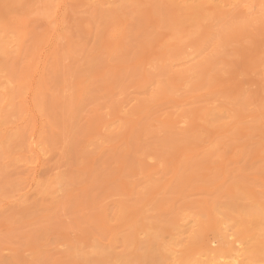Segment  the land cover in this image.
<instances>
[{
  "label": "rangeland",
  "instance_id": "374dc122",
  "mask_svg": "<svg viewBox=\"0 0 264 264\" xmlns=\"http://www.w3.org/2000/svg\"><path fill=\"white\" fill-rule=\"evenodd\" d=\"M0 3V264H264V0Z\"/></svg>",
  "mask_w": 264,
  "mask_h": 264
},
{
  "label": "bare ground",
  "instance_id": "6f19581e",
  "mask_svg": "<svg viewBox=\"0 0 264 264\" xmlns=\"http://www.w3.org/2000/svg\"><path fill=\"white\" fill-rule=\"evenodd\" d=\"M45 1H47V0H44V2ZM49 1V0H48ZM53 1V0H52ZM4 2V1H3ZM17 3H19L18 1H17ZM48 3V2H47ZM50 3H52L51 1H50ZM46 4V3H45ZM17 6V5H16ZM50 6V5H49ZM8 7V6H7ZM46 7V6H45ZM50 10V9H49ZM12 11V10H11ZM9 10H8V8H6L5 6H3L1 3H0V23L3 25V24H5V21H6V18L9 16L10 17V15H9ZM11 14V13H10ZM13 15V14H12ZM11 15V16H12ZM10 19V18H9ZM1 25V26H2ZM0 26V27H1ZM4 27V26H3ZM2 27V28H3ZM241 211V210H240ZM249 212V211H248ZM253 212V211H252ZM255 210H254V214H255ZM258 212V211H257ZM260 213V212H259ZM249 214V213H248ZM244 215V214H243ZM252 215V214H251ZM261 215H263V214H261ZM243 218H245V217H243ZM242 216H241V221H242ZM245 219H247V218H245ZM215 220V219H214ZM223 220V219H222ZM227 220V219H226ZM225 219L223 220V221H226ZM244 220V219H243ZM251 220V219H250ZM263 220V219H262ZM219 222H220V226H219V228L217 227V229H218V238H219V241H220V245L217 247L216 246V248H213L209 243H206V244H204L203 246H202V248H198L197 247V250H198V252H196V251H193L194 249L196 250V248H194V249H192V252H190L189 254H191V253H193L194 254V256H196L197 255V257H193V255H192V258L193 259H191V260H189V262H188V264H242V259H241V255H239V254H241V252L240 253H238V249H236L234 246H233V242L231 241V236H232V233H231V235H229L230 233L228 232V230L227 231H225V229L224 228H222V227H224L223 225L221 226V224H223V223H225V222H223V223H221V221L219 220ZM247 222H249V221H247ZM253 222H255V225L257 226L255 229H257V230H262L261 229V224H263L262 223V221H261V217H260V214H259V216L258 215H256V217L254 218V221ZM202 223V222H201ZM216 223V222H215ZM217 223H218V221H217ZM227 223V222H226ZM251 223H252V221H251ZM197 224V223H196ZM203 224H205V225H202V226H204L203 228L205 229V226L207 225V223H204L203 222ZM245 224H246V222H245ZM248 224V223H247ZM225 225V224H224ZM242 225V224H241ZM200 226H201V224H200ZM200 226H199V229H200ZM251 226H253L252 224H251ZM208 227V226H207ZM215 228H216V226H215ZM214 227H213V229L214 230H216ZM262 228H264V226L262 227ZM202 229V228H201ZM195 230H197V229H195ZM147 231V230H146ZM201 230H199V232H200ZM240 231V230H239ZM151 232V231H150ZM150 232H149V234H150ZM155 232V231H154ZM206 232V231H205ZM208 232V231H207ZM225 232L227 233H229V234H225ZM242 233V232H241ZM154 234V233H153ZM197 234H199V233H197ZM202 234V233H201ZM201 234H199V235H201ZM256 235V234H255ZM161 236V235H160ZM193 237V236H192ZM195 237V236H194ZM204 237H205V235H204ZM148 238V237H147ZM196 238V237H195ZM197 238L199 239V241H200V238L197 236ZM192 240H193V238H191ZM172 240V239H171ZM194 240H197V239H194ZM233 240V239H232ZM152 241V240H151ZM191 241V240H190ZM240 241V240H239ZM239 241H235L236 243H238ZM158 242V241H157ZM195 242V241H194ZM208 242V241H207ZM160 243H161V241H160ZM172 243V242H171ZM196 244H199L198 242H195ZM169 245H170V243H168ZM191 244V243H190ZM213 244V243H212ZM189 245V244H188ZM187 245V246H188ZM193 245V244H192ZM200 245V244H199ZM155 246V245H154ZM159 246V245H158ZM157 246V247H158ZM148 247V246H147ZM156 247V248H157ZM160 247V246H159ZM173 247V246H172ZM176 247V246H175ZM193 247H194V245H193ZM196 247V246H195ZM201 247V246H200ZM155 248V249H156ZM188 248H190V245L188 246ZM187 248V249H188ZM238 248V247H237ZM164 249H166V248H164ZM187 249H186V251H187ZM191 249V248H190ZM152 250H154V249H152ZM159 250L161 251V249L159 248ZM171 250V249H170ZM169 250V251H170ZM157 250H155V252H156ZM186 251L184 250V253L185 254H183L184 256L185 255H188V253H186ZM189 251H191V250H189ZM150 252V251H149ZM196 252V253H195ZM260 252V251H259ZM148 253V252H147ZM158 254H159V252H157ZM171 253V252H170ZM169 253V254H170ZM176 253V252H175ZM174 253V254H175ZM183 253V252H182ZM145 254V253H144ZM165 253L163 252V255H164ZM167 254V253H166ZM143 255V254H142ZM141 255V256H142ZM156 254H154L153 256H155ZM138 256H140V254L138 255ZM199 256V257H198ZM201 256H206L205 257V261H203V260H201L202 258H201ZM125 257V256H124ZM150 257H152V256H148L147 258L150 260H148L149 261V264H154L155 263V261H156V258L155 257H153V258H151L150 259ZM163 257V256H162ZM168 257V256H167ZM185 257H189V256H185ZM185 257H181L180 259H182V260H184V262H186V260L184 259ZM243 257V256H242ZM118 259V258H117ZM116 259V260H117ZM139 259H141L140 257H139ZM144 259V258H143ZM174 259H176V257L174 258ZM179 259V258H178ZM178 260V261H180V263L181 262H183L182 260ZM204 259V258H203ZM115 260V261H116ZM119 260V259H118ZM117 260V261H118ZM124 260V259H123ZM142 260V259H141ZM146 260V259H145ZM125 261V260H124ZM143 261V260H142ZM176 261H177V259H176ZM177 261V262H178ZM119 262V261H118ZM121 262V261H120ZM146 262H147V260H146ZM244 262V261H243ZM122 263H124V262H121V264ZM179 262H178V264H180ZM187 263V262H186ZM116 264H117V262H116ZM119 264V263H118ZM156 264V263H155ZM183 264V263H182Z\"/></svg>",
  "mask_w": 264,
  "mask_h": 264
}]
</instances>
